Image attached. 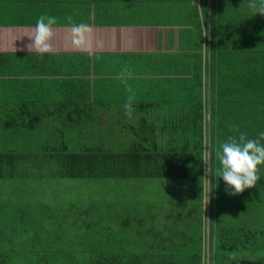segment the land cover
Returning a JSON list of instances; mask_svg holds the SVG:
<instances>
[{"label": "crops", "instance_id": "obj_1", "mask_svg": "<svg viewBox=\"0 0 264 264\" xmlns=\"http://www.w3.org/2000/svg\"><path fill=\"white\" fill-rule=\"evenodd\" d=\"M10 1L14 3H0V52L37 51L29 49L27 36L34 31L36 19L49 13L56 17L57 24L52 28L56 35L49 41L51 52L45 53L47 57L0 58V150L4 151L0 154V218H4V229L0 226V230H6L8 239L24 240L22 230L10 232L23 218L31 235L60 236L58 225L66 223L65 235L70 236L76 214L86 216L95 209L102 220L109 216L111 227L116 220L121 226L122 221L121 235L127 230L131 236L142 235L140 240L150 244L151 235L162 236L165 228L170 234V217L185 212L184 202L177 197L153 199L150 181L151 177L165 176L163 168L174 166L167 164L171 157L164 153L168 144L179 145L169 143V131H165L173 118L172 108L138 107L139 114L145 112L146 116H136L134 106L125 109L123 105L94 104L79 85L91 79L119 76L121 80L125 76L123 80L131 82L129 90L137 92L134 84L164 82L172 73L178 75V82L186 81L196 36L192 19L196 15L200 22L205 20L203 0H84L73 7L56 3L45 7L44 0ZM215 13L219 15V7L215 12L212 8L210 17ZM80 22L88 23L90 31L85 42L77 45L72 32L73 25ZM73 83L79 88L73 89ZM165 92L181 97L172 90ZM183 107L185 113L191 112L190 106ZM137 118L156 132L151 135L158 137L155 141L159 148L141 147L135 134ZM211 145L210 131L205 147L210 148L212 163ZM206 159L203 157L201 184L175 180L177 191L184 195L196 191V185L204 190L202 206L193 204L191 209L203 215L205 225L213 209L212 182L208 206ZM211 175L212 171L210 179ZM217 189L216 180L215 192ZM12 209L15 221L11 226L8 221L6 226ZM245 217L243 211L241 218ZM61 238L65 239L64 234ZM5 251L0 248L2 257L9 253Z\"/></svg>", "mask_w": 264, "mask_h": 264}, {"label": "trees", "instance_id": "obj_2", "mask_svg": "<svg viewBox=\"0 0 264 264\" xmlns=\"http://www.w3.org/2000/svg\"><path fill=\"white\" fill-rule=\"evenodd\" d=\"M116 1L92 0L96 3ZM212 1L213 4L210 0H203L205 12L212 4L211 11L213 8L215 12L219 7L218 16L215 13L206 19V13L203 22L196 15L192 19L196 36L194 52L187 63V69L191 73L186 81L178 82V75L172 73L164 82H144L145 86L134 84L137 92L129 90L131 82L123 80L125 76H120L121 80L119 76L117 79H91L79 85L80 91L85 90L84 93L90 95V101L94 104L124 106L125 102H130V106H134L137 111L136 116H146L145 112L139 114L138 107L158 110L164 105L172 108L173 118L165 131H169V143L175 141L179 145L168 144L164 151L171 157L167 164L174 165L168 169L163 168L165 176L170 179H190L193 183L199 180L201 184L204 178L203 157L207 156L206 163L209 161V148L206 150L209 145L205 147V139H208L211 131L213 154L210 182L208 164H205L207 187L212 182L210 230L209 221L206 220V225L203 224V215L198 210L197 213L191 209L193 204L198 207L197 205L202 206L203 203L204 190L196 185V188L201 189V201H189L187 197L181 199L185 212L170 217L171 224L167 227L170 234L165 228L162 236L151 235L153 241L150 244L140 240L142 235L131 236L127 230L121 235L122 221L121 226L116 220L111 227L109 216L102 220L95 209L86 216L76 214L74 233L70 236L65 235L66 223L58 225L60 236L58 233L42 234L43 237L38 234L31 235L30 228L22 222L23 218H19V225L13 231L10 228V232L22 230L24 240L8 239L6 230H0V239L5 238L0 242V248H6L5 252H9L4 257L0 255V264H19V260L22 264H264V166H260V179L254 186L240 193L229 194L230 190L226 188L225 182L217 175L215 158L221 143L228 137H239L241 133L245 134V138H257L264 143V138L258 137V133L264 131V13L259 12L262 0ZM83 2L84 0H44L42 3L45 7L55 3L58 6L73 7ZM0 3L14 2L0 0ZM4 56L47 57L37 51L28 50L0 52V58ZM210 63H213L211 75ZM204 66L207 67L206 74ZM77 83H73V89L74 86L75 89L78 87ZM170 90L173 94L180 93L181 97L167 96L165 91ZM187 105L191 112L185 113L182 109ZM90 116L91 119L96 117ZM211 116L212 130L209 129ZM139 119L137 118L135 134L143 144H140L141 147L144 146L145 150L159 148L160 144L155 141L158 137L151 135L156 132ZM125 120L126 118L123 122ZM177 134L179 138L175 139ZM148 142L149 146L146 145ZM0 154H4V151L0 150ZM189 194L191 193L188 192L187 195ZM10 211L6 226L9 225L8 221L10 226L15 221L13 209ZM243 211L248 218H241ZM233 219H240L238 222L249 225H232ZM3 221L4 218H0L1 227ZM62 233L64 240L61 238ZM15 234L17 236V232Z\"/></svg>", "mask_w": 264, "mask_h": 264}, {"label": "clouds", "instance_id": "obj_3", "mask_svg": "<svg viewBox=\"0 0 264 264\" xmlns=\"http://www.w3.org/2000/svg\"><path fill=\"white\" fill-rule=\"evenodd\" d=\"M259 12L264 13V0L259 6ZM56 24L57 19L52 15L39 16L34 23V31L27 35L30 38L29 49L35 48L40 54L50 53L49 41ZM89 31L88 23L73 25V42L83 44ZM124 107L130 108V102H125ZM258 137L264 138V131H260ZM216 158L219 179L225 182L226 188L230 190L229 194L240 193L254 186L260 179V166H264V143L257 138H245L244 133L239 137H228L218 146Z\"/></svg>", "mask_w": 264, "mask_h": 264}, {"label": "rangeland", "instance_id": "obj_4", "mask_svg": "<svg viewBox=\"0 0 264 264\" xmlns=\"http://www.w3.org/2000/svg\"><path fill=\"white\" fill-rule=\"evenodd\" d=\"M207 10V16L208 18L210 17L211 15V4L210 6H208V8H206ZM210 14V15H208ZM233 14V12H232ZM164 106V105H162ZM165 107V106H164ZM168 108V107H166ZM197 157H200L199 155ZM200 162V161H199ZM175 180L176 178L172 179V180H167V176H163V177H151V181H150V196H151V192L153 194V199L155 200H158L161 198H165V197H168V198H175L177 197L179 200L183 199L184 200V197H187L188 200L190 201V199H194L198 202L201 201V192H199V188H196V194L195 193H191L189 195H187V192H185V195L182 193V192H178L177 189H176V185H175ZM167 181H169V183L167 184ZM198 183H199V180H198ZM198 186V185H197ZM157 188V190L155 189ZM156 192H155V191ZM162 200V199H161ZM198 206V205H197ZM199 208V207H198ZM239 220V219H237ZM151 223H154V220L152 219ZM239 223V225H244L243 222H238V221H235L233 222L232 225H237ZM247 225L249 224H246L244 226H241V227H247Z\"/></svg>", "mask_w": 264, "mask_h": 264}, {"label": "water", "instance_id": "obj_5", "mask_svg": "<svg viewBox=\"0 0 264 264\" xmlns=\"http://www.w3.org/2000/svg\"><path fill=\"white\" fill-rule=\"evenodd\" d=\"M208 158H209V161H208V174L210 175V173H211V167H210V164H211V162H210V148H209V152H208ZM209 182H210V178H209ZM207 198H208V202H209V204H208V206H209V208H210V204H211V201H210V185H209V187H208V190H207ZM210 214H209V216H208V221H209V230H210ZM209 234H210V232H209ZM209 248H210V244H211V242H210V237H209ZM210 259V258H209Z\"/></svg>", "mask_w": 264, "mask_h": 264}]
</instances>
